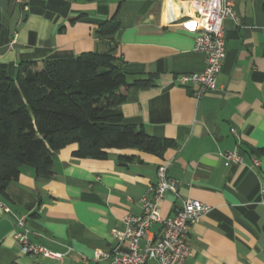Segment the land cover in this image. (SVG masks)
I'll return each mask as SVG.
<instances>
[{"label": "crops", "instance_id": "crops-1", "mask_svg": "<svg viewBox=\"0 0 264 264\" xmlns=\"http://www.w3.org/2000/svg\"><path fill=\"white\" fill-rule=\"evenodd\" d=\"M190 1L30 0L24 10L0 0V69L12 78L23 60L105 50L95 30L117 12L114 42L123 70L150 77L145 87L120 89L123 120L173 143L160 154L112 149L101 160L74 157L77 145L71 144L54 153L48 178L21 167L0 195V264H110L109 258L95 260L94 252L108 253L124 217L141 214L139 200L162 164L177 191L164 193L162 219L184 199L210 207L189 226L190 255L183 264H264L263 0H234L237 19L224 22L221 70L214 89L199 99L195 85L174 82L206 65L193 49L194 23H184L193 15ZM224 151L238 152L241 162L225 159ZM120 155L130 159L123 165ZM3 206L26 216L33 242L62 257L21 254ZM160 227L152 224L146 236H156Z\"/></svg>", "mask_w": 264, "mask_h": 264}, {"label": "trees", "instance_id": "trees-1", "mask_svg": "<svg viewBox=\"0 0 264 264\" xmlns=\"http://www.w3.org/2000/svg\"><path fill=\"white\" fill-rule=\"evenodd\" d=\"M118 29L115 12L95 30L103 51L40 63L23 60L14 78L0 69L1 196L23 166L32 168L36 177H50L54 153L71 144L77 145L74 157L100 160L112 149L160 154L173 144L123 120L120 105L125 95L120 89L145 87L150 77L123 70L114 42ZM119 159L124 165L130 157L120 155Z\"/></svg>", "mask_w": 264, "mask_h": 264}, {"label": "built area", "instance_id": "built-area-1", "mask_svg": "<svg viewBox=\"0 0 264 264\" xmlns=\"http://www.w3.org/2000/svg\"><path fill=\"white\" fill-rule=\"evenodd\" d=\"M12 1L26 10L30 0ZM190 7L193 15L184 23H194L193 49L204 55L206 65L201 72L181 73L175 76L174 82L181 86L195 85L193 96L199 99L205 92L214 89L226 52L224 22L235 21L237 12L234 0H191ZM232 133L235 134V131L232 130ZM220 155L235 163L242 160L236 151H224ZM254 163L258 164L257 161ZM167 168L168 164L157 167L155 182L149 185L139 200L141 214L125 216L122 220L123 229L115 234L112 249L108 253L96 250L93 255L95 260L109 258L110 264H145L149 260L155 261L156 264H183L190 255L187 241L189 226L207 213L210 207L196 199L188 198L182 200L173 216L162 219L159 214V203L164 193L177 194L175 183L167 174ZM3 210L13 219V238L21 254L62 257L63 253L50 251L44 245L31 240L26 216L14 215L5 206ZM154 223H160V230L156 236L148 238L147 232Z\"/></svg>", "mask_w": 264, "mask_h": 264}]
</instances>
